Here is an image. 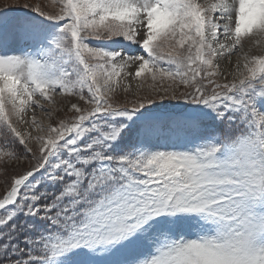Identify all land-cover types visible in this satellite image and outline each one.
I'll return each instance as SVG.
<instances>
[{
  "label": "snow or ice",
  "instance_id": "snow-or-ice-1",
  "mask_svg": "<svg viewBox=\"0 0 264 264\" xmlns=\"http://www.w3.org/2000/svg\"><path fill=\"white\" fill-rule=\"evenodd\" d=\"M0 7V264H264V0Z\"/></svg>",
  "mask_w": 264,
  "mask_h": 264
},
{
  "label": "rangeland",
  "instance_id": "rangeland-1",
  "mask_svg": "<svg viewBox=\"0 0 264 264\" xmlns=\"http://www.w3.org/2000/svg\"><path fill=\"white\" fill-rule=\"evenodd\" d=\"M24 0H0V7H3L5 5H9L10 7L8 8V10L12 13V14H17L19 9L16 6L18 3H23ZM4 192L3 189V185L2 182H0V195H2Z\"/></svg>",
  "mask_w": 264,
  "mask_h": 264
}]
</instances>
